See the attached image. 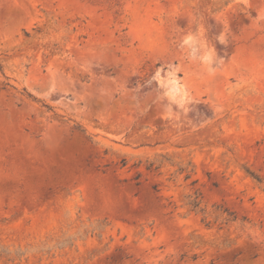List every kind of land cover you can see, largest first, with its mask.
Here are the masks:
<instances>
[{"label": "rangeland", "instance_id": "1", "mask_svg": "<svg viewBox=\"0 0 264 264\" xmlns=\"http://www.w3.org/2000/svg\"><path fill=\"white\" fill-rule=\"evenodd\" d=\"M0 264H264V0H0Z\"/></svg>", "mask_w": 264, "mask_h": 264}, {"label": "trees", "instance_id": "2", "mask_svg": "<svg viewBox=\"0 0 264 264\" xmlns=\"http://www.w3.org/2000/svg\"><path fill=\"white\" fill-rule=\"evenodd\" d=\"M251 175H253V177L255 179H257L258 181H261L258 176H255L254 174H251ZM192 204H193L194 207H198L199 206V204L197 202H193ZM231 215H233V214H231ZM235 220H236V218L234 217L232 221H235Z\"/></svg>", "mask_w": 264, "mask_h": 264}, {"label": "bare ground", "instance_id": "3", "mask_svg": "<svg viewBox=\"0 0 264 264\" xmlns=\"http://www.w3.org/2000/svg\"><path fill=\"white\" fill-rule=\"evenodd\" d=\"M175 89H176V88H175ZM174 91H175V90H174ZM174 91H173V92H174ZM175 92H176V91H175ZM173 95H174V94H173Z\"/></svg>", "mask_w": 264, "mask_h": 264}]
</instances>
